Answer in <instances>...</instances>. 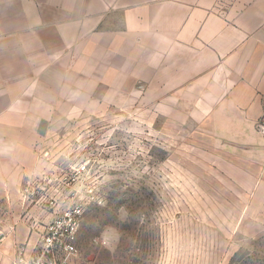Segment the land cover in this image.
<instances>
[{
    "label": "crops",
    "instance_id": "0c3cea01",
    "mask_svg": "<svg viewBox=\"0 0 264 264\" xmlns=\"http://www.w3.org/2000/svg\"><path fill=\"white\" fill-rule=\"evenodd\" d=\"M124 95L264 144V0H0V198L40 171L42 130Z\"/></svg>",
    "mask_w": 264,
    "mask_h": 264
},
{
    "label": "rangeland",
    "instance_id": "374dc122",
    "mask_svg": "<svg viewBox=\"0 0 264 264\" xmlns=\"http://www.w3.org/2000/svg\"><path fill=\"white\" fill-rule=\"evenodd\" d=\"M113 105L42 130L40 171L0 198L15 252L80 204L75 264H264V144L218 140L141 95Z\"/></svg>",
    "mask_w": 264,
    "mask_h": 264
},
{
    "label": "built area",
    "instance_id": "2783aa9c",
    "mask_svg": "<svg viewBox=\"0 0 264 264\" xmlns=\"http://www.w3.org/2000/svg\"><path fill=\"white\" fill-rule=\"evenodd\" d=\"M88 171V162L76 166V172ZM83 205H75L49 223L35 241L32 251L20 246L12 264H75L79 256L77 245Z\"/></svg>",
    "mask_w": 264,
    "mask_h": 264
}]
</instances>
